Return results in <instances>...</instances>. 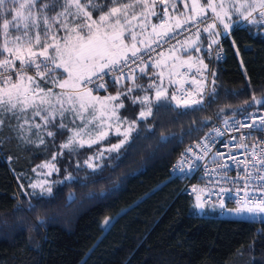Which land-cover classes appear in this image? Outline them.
<instances>
[{
	"label": "trees",
	"instance_id": "trees-1",
	"mask_svg": "<svg viewBox=\"0 0 264 264\" xmlns=\"http://www.w3.org/2000/svg\"><path fill=\"white\" fill-rule=\"evenodd\" d=\"M184 2L175 0L177 10L184 11ZM163 8L156 0L157 16L149 18L138 40L150 42L151 25L161 22ZM231 26L222 61L211 64L206 36L197 45L208 65L207 107L185 109L175 101L153 99V115L140 120L143 106L128 110L130 98L121 96V119L137 120L130 142L135 147L100 158L95 171L83 164L84 148L70 152L61 147L72 135L69 129H76L67 113L63 129L45 127L32 114L28 124L24 113L0 116V264H264V220L220 217L213 208L199 214L194 200L180 193L182 183L169 175L178 155L216 120L264 108V26L243 18H234ZM158 73L149 67L136 75L137 83L145 88L157 84ZM128 84L125 80L94 94L123 93ZM141 92L136 89L130 96ZM147 93L154 97L153 89ZM55 123H60L58 114ZM48 130L56 135L48 136ZM62 156L63 164L55 162L59 171L48 178L51 195L18 183V175L38 178L46 171L40 165Z\"/></svg>",
	"mask_w": 264,
	"mask_h": 264
},
{
	"label": "snow or ice",
	"instance_id": "snow-or-ice-1",
	"mask_svg": "<svg viewBox=\"0 0 264 264\" xmlns=\"http://www.w3.org/2000/svg\"><path fill=\"white\" fill-rule=\"evenodd\" d=\"M160 3L164 5L163 16L158 17L161 22L151 25L152 31L148 33L150 42L146 43L144 39L138 40V36L144 35L149 18L157 16L156 0H48L46 3L42 0H0V36L3 37L0 43V116L6 113L14 116L17 113L26 114L31 109L33 117L39 116L45 127L51 124L63 129L66 127L63 123L65 114L72 113V122L79 119L82 123L76 129H69L72 135L61 144L63 149L70 152L85 145L91 147L107 138L109 131L114 129L115 134L122 138L87 161V166L95 171L99 165L93 161L102 158L105 152L119 153L121 149L131 151L135 147L130 142L133 140L132 132L137 120L121 119L119 109L125 107L121 96L129 97L132 104L143 106L139 111L140 120L153 115V99L156 102L175 101L177 107L185 109L202 105L207 79L202 73L208 69L203 59H194L190 52L187 59H182L176 55L175 45L168 49L167 59L173 60L169 69L170 84L182 85V79H173L181 75L175 71L179 67L186 66L190 69L196 64L197 72L202 77L191 80L196 85L193 91H185L181 87L180 96L175 93L169 95L163 86L164 71L157 74L159 84L150 83L145 88L137 83V69L132 66L137 64L139 72L145 74L147 63L144 56L151 55L148 51L151 44H159L176 30L189 25L191 27H187L188 31L195 29V39L189 37L180 42V48L185 52L189 48L200 51L197 45L201 25H204L202 30L212 37L211 43H218L215 37L220 33L214 30L219 24L227 33L231 27L228 21L232 19L233 13L250 23H264V0H219L218 3L217 0H206L203 4L200 0H191L190 5L185 0L184 11L177 10L175 0H160ZM57 8L59 11H55ZM50 10L54 14H50ZM208 10L212 13L211 22L205 19ZM254 13H258L259 19H256ZM137 28L140 29L139 32L136 31ZM12 30H15V35ZM162 65H166L163 52L152 63L155 68H161ZM241 67L243 68L242 61ZM106 76H111L114 83L131 81V86L123 93L117 91L115 95H94L93 88L90 87L93 84L97 89L107 91ZM40 81H50L62 91L54 93L51 89L46 90L40 87ZM212 84H215V80ZM136 89L144 93L153 89L154 98L148 94L130 96ZM252 101L261 103L256 96L252 97ZM45 105L48 107H44ZM162 109L163 106L158 110ZM57 114L60 116L58 124L55 123ZM24 123H29L27 115L24 116ZM258 123L264 126V116ZM3 124L4 120L0 119V126ZM256 124L257 121L253 119L252 123L240 126L252 129ZM19 127L23 130L24 125ZM35 127L39 129L41 125L36 124ZM47 135L54 137L56 132L48 130ZM40 142L43 143V139ZM260 143L264 144V141ZM126 145L128 148H125ZM240 147L246 145L241 144ZM248 155L258 157V160L255 163L247 159L238 161L244 166L245 176L252 178L253 173L258 172L260 175L257 179L264 182V147L257 151L254 146ZM39 167L49 169L48 175L52 171H59L51 162ZM67 178L72 179L71 176ZM30 187L34 190L39 188L41 194H52L47 180L33 183ZM248 188L249 184L246 182L245 195L237 200L236 213L264 214V184L258 186L261 196L259 200L255 197L249 199ZM205 203L197 195L196 207L203 208ZM219 206L224 207L222 200ZM107 223L106 220L105 224Z\"/></svg>",
	"mask_w": 264,
	"mask_h": 264
},
{
	"label": "built area",
	"instance_id": "built-area-1",
	"mask_svg": "<svg viewBox=\"0 0 264 264\" xmlns=\"http://www.w3.org/2000/svg\"><path fill=\"white\" fill-rule=\"evenodd\" d=\"M211 14H207L205 19L211 22ZM256 19H259L258 13H254ZM263 25L264 23H258ZM187 27H191L190 25ZM186 28L178 29L174 34H170L168 38L161 40L159 44L152 43L151 55L144 56L147 63V68L153 67L152 63L159 58V54L163 52L166 56L169 54L168 49L173 45L176 46V51L181 49L180 42L185 41L193 36L195 29L188 31ZM204 25H201L199 41L202 36H206L209 44L211 64L216 61H222L225 57L224 41L227 36L223 35L220 25L214 30L220 35L215 39L218 43L212 44V37L209 33L204 32ZM174 36V38H173ZM198 41V42H199ZM132 67L136 68L135 75L141 74L139 66L134 64ZM159 69V68H158ZM127 72V69H126ZM105 81L107 87L114 85L111 76H106ZM40 87L51 89L54 93H60L62 90L55 87L50 82L40 81ZM93 88V94L104 89H97L96 85H90ZM185 91H193L188 88H183ZM180 96L182 93L180 89L175 93ZM204 103L198 107L206 108L208 99V90L204 93ZM264 116V108L254 110L251 113L243 116H232L222 120H216L213 127L204 133L195 143L189 145L184 149L178 157L171 164L169 175L182 183L180 193L194 201L197 200V195L201 196V200L206 202L202 209L213 208L220 217H227L231 219H257L259 215L264 214H237L238 207L237 200L245 195L244 184H249L248 192L249 199L255 197L257 200L261 199L258 186L264 182L257 179L260 175L258 172L253 173L252 178L245 176V169L243 164L238 161L249 160L255 163L258 157L250 156L248 153L255 146L257 151H260L264 144V126L258 123L259 119ZM255 119L257 124L252 129L241 127V124H250ZM227 122V123H225ZM239 122V123H238ZM241 144L246 147H240ZM196 189V191H193ZM226 190V191H222ZM200 190H204L201 192ZM223 201L224 207L219 206V202Z\"/></svg>",
	"mask_w": 264,
	"mask_h": 264
},
{
	"label": "rangeland",
	"instance_id": "rangeland-1",
	"mask_svg": "<svg viewBox=\"0 0 264 264\" xmlns=\"http://www.w3.org/2000/svg\"><path fill=\"white\" fill-rule=\"evenodd\" d=\"M218 2H219V0H217V3H218ZM208 12L211 13L210 10H208ZM234 18H236V19H242L239 15L233 13V14H232V19L228 21V23H229L230 25H231V21H232ZM231 28H232V26L230 27V29L228 30L227 33H225L224 30H223V35H224V36L229 35V32L231 31ZM186 57H187V56H186ZM197 57L203 59L201 56H198V55H197L196 58H197ZM203 61H204V63H205V60H204V59H203ZM172 63H173V60L170 59V64L167 65V66H165V67L163 66V67L161 68V70L164 71L163 86L167 89V86L170 85V87L168 86V89L170 88L169 91L171 92V94L176 93L181 87H182V88H188L189 90H194L196 87H194V85H192V86L189 85V87H188V85L185 84L186 82H183L182 85H181V84H170V83H169V79H170V77H169V69L171 68ZM205 64H206V63H205ZM158 70H159V72L161 71L160 68H159ZM61 71H62V70H61ZM175 71H178V72L181 74V75H178V76L173 77V79H175V80H177V79H178V80H181V79L183 80V79H185L184 81H187L186 78L192 77L193 75H194L195 77H198V76L196 75V74H198V72H197V68H196V66H194V65H193V67H191L190 69H189L188 67L184 66V67H179V68H177ZM194 72H195V73H194ZM202 76L207 78V79L205 80V84H206L205 91H206V89H207V87H208V83H209V73H208V69L205 70V71H203ZM201 78H202V77H201V75L199 74V77H198L197 80H199V79H201ZM159 83H160V82H159ZM159 83H157V84H159ZM129 84H131V81H129ZM129 84H128V85H129ZM166 84H167V86H166ZM171 85H172V86H171ZM204 93H205V92H204ZM141 94H142V96H143V95H145L146 93L143 94V92H141ZM147 94H148V93H147ZM94 95H98V94H94ZM148 95H149V94H148ZM98 96H100V97H104V96H102V95H98ZM149 96H150V95H149ZM152 97H153V96H152ZM153 98H154V97H153ZM53 101H54V103H55V100H54V99H53ZM130 101H131V100H130ZM175 104H176V102H175ZM130 105H131V106L128 108V110H131L132 107H133V104H132L131 102H130ZM44 107H48V106L45 105ZM121 111H122V109H119V115H120ZM24 114H25V113H24ZM28 114H29V115L32 114V110H31V109H29L28 112H27L25 115H28ZM65 115H66V114H65ZM67 115H68V117H69L68 120L70 121V123L73 124L76 128H77L79 125H81L82 122H81L79 119L75 120V123L72 122V119H73V114H72V113H67ZM58 116H59V115H58ZM127 120H128V119H127ZM129 121H131V120H129ZM93 127H94V126H93ZM121 138H122V137L116 135V134H115V130L112 129L111 131H109V135L107 136V138L101 140L100 142H98V143H96V144H93L91 147H88L87 145H85L84 147H82V148H84V149H81V147H80V148H76V151H79V149H81V150H80V153H81V155H82L81 158H83V160H84V161H83V164H84V165H87V161H88V159H89L90 157H95V156L97 155L98 152L103 151L104 148L109 147L112 143H115V142L119 141ZM112 153H116V152H112ZM112 153H107V152H105V153H104V156L109 155V154H112ZM85 155H86V156H85ZM104 156H103V157H104ZM98 160H99V159H95V160L93 161V163L96 164V162H97ZM55 162H60V163L63 164V162H64V156H62L61 159L55 158L54 161L51 162V163H54V164H55ZM55 165H57V164H55ZM56 168H57V167H56ZM41 169L43 170V168H41ZM44 169H45V168H44ZM49 171H50L49 169H46V171L43 170V172H41V175H42V176H40V177H38V178H33V177H31V178H26L24 175H18V176L16 177V179H17L18 183H20L21 186H23V182H25L26 185H27L29 188H31V187H30L31 184H33V183H37V182H39V181H43V180H47V181H48V184H49V180H48V178L51 176L52 172H54V171H52L51 174L48 175L47 173H48ZM37 189H39V188H37ZM194 202H195V205H196V204H197V200H195ZM196 208H197L198 213L201 214L202 211H203V209H202V208H198V207H196ZM257 219H262V220H264V215H259ZM107 221H108L107 224H105V221H104V223H103V226H104L105 228H107V227L109 226V224H110V220H107Z\"/></svg>",
	"mask_w": 264,
	"mask_h": 264
},
{
	"label": "crops",
	"instance_id": "crops-1",
	"mask_svg": "<svg viewBox=\"0 0 264 264\" xmlns=\"http://www.w3.org/2000/svg\"><path fill=\"white\" fill-rule=\"evenodd\" d=\"M223 30L224 29H222V32H223ZM230 33V32H229ZM200 44V43H199ZM189 52L193 55V57H194V59L196 58V56L198 55V56H200V54H199V52H196L195 51V48H189V50H188V52H185L184 51V49H179V50H177L176 51V55L177 56H180L182 59H187V57L186 56H188V54H189ZM169 55V54H168ZM168 55L166 56V65H162L161 66V68L164 66H167V65H169L170 64V59H167V57H168ZM194 66H196V68L198 67V65H196V64H194ZM161 68H160V70H161ZM162 71V70H161ZM195 73V72H194ZM198 77H199V74H196ZM198 77H195L194 75L192 76V77H189V78H186L187 79V81H184L185 79H183V82H186L185 84L186 85H188V87H189V85L190 86H192V85H194V84H192L191 83V80L192 79H198ZM178 80V79H177ZM160 82V80L158 79V83ZM166 86H167V84H166ZM169 87H170V85H168ZM168 86H167V91H168V93L169 94H171V92L169 91V89H168ZM172 86V85H171ZM194 87H196V85H194Z\"/></svg>",
	"mask_w": 264,
	"mask_h": 264
}]
</instances>
